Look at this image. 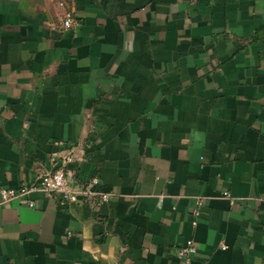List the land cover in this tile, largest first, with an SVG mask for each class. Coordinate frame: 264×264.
<instances>
[{"label": "crops", "instance_id": "0c3cea01", "mask_svg": "<svg viewBox=\"0 0 264 264\" xmlns=\"http://www.w3.org/2000/svg\"><path fill=\"white\" fill-rule=\"evenodd\" d=\"M83 143L110 201L0 205V264H264V0H0V189Z\"/></svg>", "mask_w": 264, "mask_h": 264}, {"label": "built area", "instance_id": "2783aa9c", "mask_svg": "<svg viewBox=\"0 0 264 264\" xmlns=\"http://www.w3.org/2000/svg\"><path fill=\"white\" fill-rule=\"evenodd\" d=\"M76 26V21L71 12H66L60 21L63 32H71ZM91 150L88 143L78 144L65 148L60 152H53L48 157V165L38 176L35 184H23L18 188H1V203H16L18 206L34 208L35 203L28 196L33 192H41L61 204L74 205L79 203L101 204L110 201L111 196L101 187L98 177L94 176L87 181L79 182L73 178V173L86 160ZM229 197L228 193L223 194ZM194 215L198 216L203 205L202 198L195 201ZM196 253L193 245L179 247L175 251L181 264H191Z\"/></svg>", "mask_w": 264, "mask_h": 264}]
</instances>
